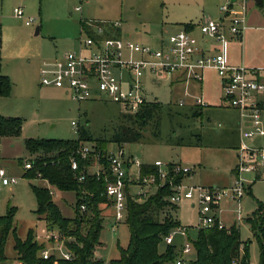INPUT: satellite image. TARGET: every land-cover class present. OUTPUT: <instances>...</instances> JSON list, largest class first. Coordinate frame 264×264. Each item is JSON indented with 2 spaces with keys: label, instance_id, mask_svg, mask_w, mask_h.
Listing matches in <instances>:
<instances>
[{
  "label": "rangeland",
  "instance_id": "374dc122",
  "mask_svg": "<svg viewBox=\"0 0 264 264\" xmlns=\"http://www.w3.org/2000/svg\"><path fill=\"white\" fill-rule=\"evenodd\" d=\"M0 0V75L10 76L11 91L0 97V115L16 116L22 120L21 132L17 136L0 137V168L8 176L17 178L15 184L0 189V215H5L14 207L13 223L16 234L21 239L29 229L38 243L44 244L48 253L61 255L58 241L64 238L55 227H50L44 219L38 218L34 210L37 203L32 185L52 189L48 182L38 177L28 179L23 176L24 162L28 152L24 141L27 138L75 139L76 121L88 129L93 138L106 139L107 151L119 147L111 141L123 123L129 124L123 113H128L121 105L112 102L99 91L87 100L78 102L67 89L41 85L38 66L42 59L54 58L57 51L65 49V37L72 34L80 16L75 7L81 5L82 16H106L122 24L121 36L125 29L131 31V40L153 49L159 48L163 39L165 46L179 21L196 22L201 16L218 20L219 7L225 0ZM21 7L24 15L34 18L26 26L14 15V8ZM238 7V5L236 6ZM261 13L250 0L247 1V16L250 24L261 22L260 26H250L241 37H235L229 46V56L237 64L248 68L264 69V20L256 19L253 12ZM76 18V19H75ZM263 21V22H262ZM39 26L38 34L35 27ZM137 37H136V36ZM146 40H139V39ZM173 75L145 71L143 83L148 101H158L173 108H164L146 126L143 136L134 142L122 143L120 147L137 157L141 163L155 161L178 163L191 167V177H183L188 185L212 186L226 189L234 185L237 164L235 135L231 131L237 113L222 100L218 76L213 69H205L203 80L177 81ZM196 99L202 100V114L193 116L190 108ZM180 101L184 103L179 104ZM176 110L178 112H176ZM159 119V120H158ZM156 121L161 122L159 133ZM220 124V126H218ZM93 141L86 144L93 146ZM90 171L92 168L89 169ZM256 173L244 172L240 175L244 189L239 197L224 196L216 210V216L225 227L233 224L239 229L240 239L249 241V264H258V244L245 219L254 212L257 201H264V164ZM250 185V188L248 186ZM137 191L139 186L132 185ZM155 192L156 188L143 187ZM52 197L65 217L74 215L75 194L71 191L52 189ZM173 211L180 227H185L186 236L174 235L177 246L190 243L197 238L199 223L198 205L192 199L181 197ZM114 219L110 214L104 217L100 241L96 255L104 260L117 258V245L126 246L128 228L123 221L113 230ZM175 229V228H174ZM38 235V236H37ZM63 243V242H62ZM191 244V243H190ZM14 236L9 233L5 244V260L0 264H18L13 248ZM165 244L159 245L162 251ZM62 250L64 247L62 246ZM189 256L194 257L193 251ZM21 264V263H20ZM174 264V263H168Z\"/></svg>",
  "mask_w": 264,
  "mask_h": 264
},
{
  "label": "built area",
  "instance_id": "2783aa9c",
  "mask_svg": "<svg viewBox=\"0 0 264 264\" xmlns=\"http://www.w3.org/2000/svg\"><path fill=\"white\" fill-rule=\"evenodd\" d=\"M247 1L225 0L219 7L222 14L220 21L206 19L198 25L202 36L216 44L210 53L205 52L198 39L185 29L171 34L167 46L153 49L120 36L104 37L105 32L119 27V21H90L87 23L88 32L79 38L77 50H70L59 58L41 62V85L67 89L78 102L87 100L94 92L99 91L129 113L136 112L148 101L142 80L145 71L160 73L162 76L181 71L186 80H201L205 69H213L219 77L223 102L239 112L241 138L237 146V164L233 170L236 180L233 186L226 189L188 185L183 182V178L173 183L174 177H191L193 172L191 167L178 163L164 164L157 160L153 163L157 167V175H142L140 167L143 163L120 146L105 153L107 166L99 161L89 166L88 173L95 175L97 179L104 177L105 193L111 201L113 230L126 216L127 194L145 197L149 195V190H143V187L157 188L166 181L172 187L170 202L177 204L184 197L192 199L193 205H198V228L209 227L216 222L221 227L223 224L216 216L220 200L227 194L232 198L239 197L244 189L240 175L252 171L258 173L264 164V69L230 64L226 56L228 39L223 32L226 25L232 37L242 36L247 28ZM257 5L264 13V0ZM75 9L79 10L80 6ZM14 15L26 25L34 22V18L24 15L21 7L14 8ZM92 32L96 36H91ZM135 54L140 56L136 57ZM195 103L202 105V100L196 99ZM179 104L182 105L183 101ZM71 124L77 126L76 121ZM94 150L93 146L83 143L76 149V154L86 158ZM94 155L99 158L98 154ZM30 167L31 162L26 160L24 169ZM77 168V160L72 157L71 169ZM83 179L84 175L79 174L78 180ZM16 182V177L8 176L0 168V189ZM132 185L139 186L140 189L133 191ZM175 234L185 237V227L173 229L164 238V242L172 243ZM62 246L64 247L62 241H58L61 257L70 260L72 254L65 248L62 250ZM192 250L191 244L185 242L174 264H188L192 258L189 256ZM41 255L47 258L50 255L48 249H43Z\"/></svg>",
  "mask_w": 264,
  "mask_h": 264
},
{
  "label": "trees",
  "instance_id": "16d2710c",
  "mask_svg": "<svg viewBox=\"0 0 264 264\" xmlns=\"http://www.w3.org/2000/svg\"><path fill=\"white\" fill-rule=\"evenodd\" d=\"M91 36H96L93 32ZM104 37L119 36L118 30L105 32ZM11 91V81L8 76L0 75V97H6ZM202 105L193 104L190 108L193 116L202 114ZM164 108L173 107L163 105L158 101H146L134 113H123L122 118L129 121L123 123L121 129L112 136L113 142L121 146L125 142H134L143 136L147 123L159 114ZM176 112H178L176 110ZM159 120V119H158ZM158 124V126H157ZM161 122L156 121L159 133ZM22 128V120L16 116L0 115V137L17 136ZM77 138H27L24 141L28 152L27 160L31 167L25 169L23 176L28 179L41 178L59 191H71L75 194L74 215L65 217L53 200L51 189L32 185L31 189L36 198L34 212L40 219L55 227L60 235L64 247L72 254L70 260L52 252L43 258L41 251L44 244L38 243L32 229L26 237L17 236L14 223V207H10L5 215H0V262L5 260V244L9 233H13L16 259L21 264H105L104 260L95 255L98 247L102 246L99 239L104 217L110 214L111 201L105 193L104 177L97 179L88 173L87 168L96 163H104L107 150L106 139L93 138L87 128L77 123ZM87 141H93L94 151L86 158L76 154V149ZM98 154L99 158L94 154ZM75 157L78 163L76 170L71 169V158ZM142 175L153 173L157 175V167L143 163L140 167ZM79 174L84 175L82 181ZM183 176L174 177L173 183L179 182ZM256 178L259 174L256 173ZM250 188V185L248 186ZM129 187H127V192ZM172 187L166 181L156 188L155 192L145 197H132L127 194L126 224L129 238L126 246L117 245L119 255L109 260L108 264H168L174 263L181 254V246L165 243L164 238L180 226L174 217L173 211L177 205L169 201ZM83 206V208H82ZM258 244V264H264V201H257L252 215L245 219ZM164 242L162 251L159 245ZM194 257L188 264H249V241L240 239L239 229L235 224L219 227L217 222L209 227L198 228L197 238L190 241Z\"/></svg>",
  "mask_w": 264,
  "mask_h": 264
},
{
  "label": "crops",
  "instance_id": "0c3cea01",
  "mask_svg": "<svg viewBox=\"0 0 264 264\" xmlns=\"http://www.w3.org/2000/svg\"><path fill=\"white\" fill-rule=\"evenodd\" d=\"M89 0H86V3L85 5H88L90 2H88ZM251 3L255 6V7H259L257 4V2L253 1V0H250ZM80 6V9L79 10H76V11H80V16H79V19H78V25H77V22L75 21L74 25V29H73V32L71 35L69 36H66L65 37V48H62V49H65V50H62V51H57L56 52V56L54 58H49V59H42L39 63V66H38V76H39V69H40V66H41V62L43 60H54L56 58H59L63 53L67 52V51H70V50H77L79 48V38L80 36L83 34V33H87L88 30H89V26L87 25L88 22L90 21H112L110 18L106 17V16H89V17H83L82 16V9L83 7L81 5ZM77 7V6H76ZM255 11V10H254ZM220 12V17L218 20L216 21H220V18L222 17V14H221V11ZM255 14V17L256 19H259V17L261 19L264 20V13L261 11L262 14L258 13V12H253ZM76 19V18H75ZM206 19H211L209 17H205V16H201L196 22H193L192 20H186V21H179V22H176V23H179L180 25L178 26L177 29H174L172 34L179 31L180 29H185L187 30L188 32H190L192 35H194L199 43L201 44L203 50L207 53H210L213 51V48L216 46L215 42L210 40V39H205V37L202 36V34L200 33L199 31V28H198V25L203 22L204 20ZM246 22H247V28L254 25V26H260V24H262L261 22H255L254 24H250L249 20H248V16H247V11H246ZM263 22V21H262ZM26 25V24H25ZM26 26H29V25H26ZM121 27H122V24L120 23L119 27L116 29L118 30V33H119V36L124 38V39H127V40H130V41H133L130 39V37L132 36V32L131 31H128L127 29H125V37L121 36ZM246 28V29H247ZM40 30V28H39ZM223 32L225 33L226 37H227V46H226V56H227V60L230 64L232 65H239L237 64V61L233 58V57H230L229 56V46H231V44H233V39L235 37H232L228 31H227V27L226 25L223 27ZM39 33V32H38ZM136 36V35H135ZM137 37V36H136ZM139 40H146V39H139ZM135 42V41H134ZM160 45H166L164 43V40L161 39L160 40ZM0 45H1V40H0ZM150 47V46H149ZM151 48V47H150ZM136 57H139L140 55L139 54H135ZM244 66V65H243ZM215 72V70H214ZM152 73V72H151ZM216 73V72H215ZM173 75V79L175 82L177 81H187L185 79V76L184 74L181 72V71H176ZM217 74V73H216ZM2 75H5V74H2ZM10 75V74H9ZM9 75H6L9 77L10 79V76ZM218 76V75H217ZM189 80V79H188ZM191 80H196V79H191ZM203 78L201 80H198V81H202ZM218 84H219V88L221 90V86H220V82H219V77H218ZM56 88V87H55ZM221 96H222V90H221ZM222 98V97H221ZM184 103V102H183ZM233 109V108H232ZM236 113H237V119H236V122H235V125L234 127L232 128V132L233 134L235 135V148L237 149V146L240 142V131H241V128H240V115H239V112L236 110V109H233ZM218 126H220V124H218ZM1 137H5V136H1ZM7 174V173H6ZM8 175V174H7ZM41 179V178H40ZM44 180V179H43ZM46 181V180H44ZM47 182V181H46ZM7 186V185H6ZM42 187H45V186H42ZM51 192H52V189H51ZM53 193V192H52ZM36 234V233H35ZM38 236V235H37ZM173 240H174V237H173ZM65 248V247H64ZM45 249V248H44ZM66 249V248H65ZM95 255H96V252H95ZM61 256V255H59ZM97 256V255H96ZM98 257V256H97ZM18 264H20V262L18 261L17 262Z\"/></svg>",
  "mask_w": 264,
  "mask_h": 264
},
{
  "label": "water",
  "instance_id": "95a60500",
  "mask_svg": "<svg viewBox=\"0 0 264 264\" xmlns=\"http://www.w3.org/2000/svg\"><path fill=\"white\" fill-rule=\"evenodd\" d=\"M258 4H260L261 3V0H255ZM38 32H39V26H36L35 27V34H38Z\"/></svg>",
  "mask_w": 264,
  "mask_h": 264
}]
</instances>
